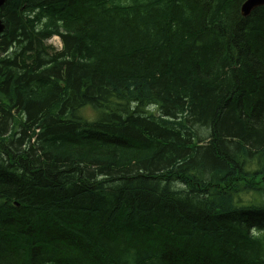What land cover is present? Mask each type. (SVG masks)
I'll return each mask as SVG.
<instances>
[{"label": "trees", "instance_id": "obj_1", "mask_svg": "<svg viewBox=\"0 0 264 264\" xmlns=\"http://www.w3.org/2000/svg\"><path fill=\"white\" fill-rule=\"evenodd\" d=\"M244 1L4 0L0 264H264Z\"/></svg>", "mask_w": 264, "mask_h": 264}, {"label": "water", "instance_id": "obj_2", "mask_svg": "<svg viewBox=\"0 0 264 264\" xmlns=\"http://www.w3.org/2000/svg\"><path fill=\"white\" fill-rule=\"evenodd\" d=\"M4 0H0V7L3 5ZM264 6V0H245L240 8V13L242 17H248L250 13L258 7ZM4 31V24L0 19V35Z\"/></svg>", "mask_w": 264, "mask_h": 264}, {"label": "rangeland", "instance_id": "obj_3", "mask_svg": "<svg viewBox=\"0 0 264 264\" xmlns=\"http://www.w3.org/2000/svg\"><path fill=\"white\" fill-rule=\"evenodd\" d=\"M46 45L47 46H50V48H52V49H55V50H61V48H62V46H61V42H60V40L59 39H57V38H51L50 40H48L47 42H46ZM153 112H155L154 110H153ZM84 118H86L87 120H89V121H93L94 120V112L91 110V109H89V108H86V109H84L83 110V112H82V114H81ZM256 201H258V202H263L264 200L263 199H258V200H256ZM243 202H245V199L243 198Z\"/></svg>", "mask_w": 264, "mask_h": 264}, {"label": "bare ground", "instance_id": "obj_4", "mask_svg": "<svg viewBox=\"0 0 264 264\" xmlns=\"http://www.w3.org/2000/svg\"><path fill=\"white\" fill-rule=\"evenodd\" d=\"M59 39V38H58ZM60 40V39H59ZM52 49V48H51ZM51 51H53V50H51ZM60 51V50H59ZM58 52V51H57ZM53 53V52H52Z\"/></svg>", "mask_w": 264, "mask_h": 264}]
</instances>
